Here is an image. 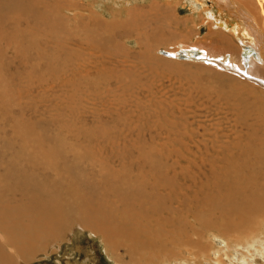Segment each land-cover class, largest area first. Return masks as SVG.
<instances>
[{
	"label": "rangeland",
	"instance_id": "374dc122",
	"mask_svg": "<svg viewBox=\"0 0 264 264\" xmlns=\"http://www.w3.org/2000/svg\"><path fill=\"white\" fill-rule=\"evenodd\" d=\"M237 1L264 29V0ZM212 7L0 0V264H264V221L232 210L264 201V78ZM53 196L97 214L39 237Z\"/></svg>",
	"mask_w": 264,
	"mask_h": 264
},
{
	"label": "bare ground",
	"instance_id": "6f19581e",
	"mask_svg": "<svg viewBox=\"0 0 264 264\" xmlns=\"http://www.w3.org/2000/svg\"><path fill=\"white\" fill-rule=\"evenodd\" d=\"M210 1L213 3L212 8L215 9V11L218 12V14L216 15L213 14L212 10L207 11V13L209 14L211 20L215 19V22L218 24L217 26L220 27L223 32V33H219L218 36L219 42H223L226 46H232V47L234 46V48H235V44L236 47L239 48L240 43L241 44L245 43L246 44L245 46L249 47L253 51H256V59H253L251 57L252 59L249 64L250 65L248 69L250 73L249 76L264 78V68H261L262 66L264 67V29L262 28L261 24L256 20L255 17L253 16L249 17V15L245 13L246 11L243 12L242 6L244 4L242 6L241 4H237L236 3L238 2L237 0L235 1L210 0ZM262 5H264V3ZM249 13H251V11ZM44 197L47 198L48 196L44 194ZM53 197H51L48 201L42 200V202H40L41 208L43 210L46 209L47 211H49V213L46 214L47 216L40 227V231L38 233L39 237L46 236L48 238L55 239L56 241H58L57 238L60 239L65 235L66 229L67 228L69 229V227L72 225V222L75 221L76 224L78 221H81L82 218V220L86 221L89 224V220H93V217L96 216L97 214L95 211L90 210L91 201H89L84 197L83 199L80 200L78 204V206H80L81 204H83V206L77 209L78 214L76 216L74 213L67 212L66 210H62L59 207L60 202H58L59 200L58 197L57 196H53ZM261 208H263L262 212H261ZM232 210H234L239 216L241 225H243L244 220H247L249 222L248 228L250 230L261 232L262 228L260 225L261 222L264 221L262 219V216L264 214L263 200L257 197H250L234 205ZM69 223H71V225H69ZM81 227L83 226L81 225ZM126 228H130V226H126ZM104 229L107 231L109 230L108 227H104ZM74 231H76V229ZM110 233H112V231H109L106 234H110ZM133 234H136V231H133L132 228L121 229L120 234H118L117 236L121 235V237H123V235H133ZM253 239L254 238H250L248 243L251 244V240ZM107 240L109 241L110 239ZM35 247L36 244H31L29 246V251L30 250L32 251ZM154 255H156V253ZM5 256L6 255L0 248V263H3L8 260V258ZM131 256L133 258L131 264H152L154 261V258L152 257L151 253L149 254L147 253V256H138L137 252L136 253L134 252V254L132 253ZM120 258L121 257H116V259L114 258L117 262V263L115 262L116 264H123ZM168 258H169L168 255L164 256L163 262L167 263L169 260ZM217 262L218 264H224L223 262H221V259H218Z\"/></svg>",
	"mask_w": 264,
	"mask_h": 264
}]
</instances>
